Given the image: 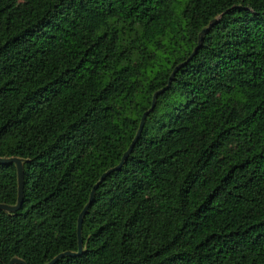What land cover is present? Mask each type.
<instances>
[{"label": "trees", "instance_id": "16d2710c", "mask_svg": "<svg viewBox=\"0 0 264 264\" xmlns=\"http://www.w3.org/2000/svg\"><path fill=\"white\" fill-rule=\"evenodd\" d=\"M216 15L52 264H264V0H0V264L76 250Z\"/></svg>", "mask_w": 264, "mask_h": 264}, {"label": "water", "instance_id": "95a60500", "mask_svg": "<svg viewBox=\"0 0 264 264\" xmlns=\"http://www.w3.org/2000/svg\"><path fill=\"white\" fill-rule=\"evenodd\" d=\"M219 15L214 16L213 18H211L209 20V22L203 26L199 32H198V36H197V42L195 44V46L192 48L191 52L188 54V56L181 62H178L177 64H175L173 66V68L171 69V71L168 74L167 77V82L160 88L154 90L151 94V101L149 104V107L144 110L140 117H139V121L137 124V127L135 129V132L131 138V140L129 141L128 145L126 146V148L123 150V152L121 153V156L118 160V162L111 166L108 167L107 169H105L103 172L100 173V175L98 176L97 180L93 183V185L90 188L89 194H88V198L87 201L85 202V204L82 206V208L80 209V211L77 214V218H76V235H77V248L76 250H64V251H60L58 253H56L55 255H53L49 260H47L44 264H52L54 261H56L60 256L64 255V254H69V255H77L81 252V240H80V225H81V219L82 216L87 208V206L89 205V203L91 202L92 199V193L94 188L97 186V184L100 182V180L105 176L106 173H108L109 171L118 168L121 163L123 162L124 158L126 157V155L128 154V152L130 151L132 145L134 144L135 140L137 139L140 130L142 128L143 125V121H144V117L145 114L147 113V111L152 108L153 103H154V98L155 95L162 91L165 87H167V85L169 84L170 78L173 74V72L180 66L182 65L187 59H189V57L195 52L197 46L199 45L200 41H201V37L202 35L206 32V30L208 29L209 26H211V24H213L216 20L217 17ZM5 162H13L14 166H15V174H16V200L15 203L13 204H6V203H2L0 202V209L2 210H13L19 207L20 203H21V198H22V160L20 157L18 156H0V163H5ZM12 263H21V264H25V262L17 257V256H12L8 259V261L6 262V264H12Z\"/></svg>", "mask_w": 264, "mask_h": 264}]
</instances>
